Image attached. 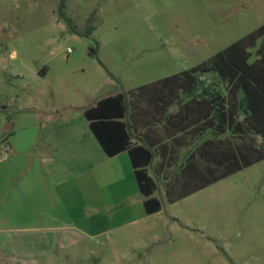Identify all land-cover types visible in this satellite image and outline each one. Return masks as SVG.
I'll return each mask as SVG.
<instances>
[{
	"label": "rangeland",
	"instance_id": "obj_1",
	"mask_svg": "<svg viewBox=\"0 0 264 264\" xmlns=\"http://www.w3.org/2000/svg\"><path fill=\"white\" fill-rule=\"evenodd\" d=\"M263 24L264 0H0V130L8 115L21 117L18 106L60 113L131 91L202 64ZM119 224L70 235L51 254L8 230L2 241L20 253L0 254V264H264V160L163 201L138 225Z\"/></svg>",
	"mask_w": 264,
	"mask_h": 264
},
{
	"label": "trees",
	"instance_id": "obj_2",
	"mask_svg": "<svg viewBox=\"0 0 264 264\" xmlns=\"http://www.w3.org/2000/svg\"><path fill=\"white\" fill-rule=\"evenodd\" d=\"M84 116L108 157L128 153L147 215L161 211L160 188L174 204L263 161L264 24L202 64L101 99Z\"/></svg>",
	"mask_w": 264,
	"mask_h": 264
},
{
	"label": "crops",
	"instance_id": "obj_3",
	"mask_svg": "<svg viewBox=\"0 0 264 264\" xmlns=\"http://www.w3.org/2000/svg\"><path fill=\"white\" fill-rule=\"evenodd\" d=\"M112 95L88 105H66L60 113L28 105L18 106L21 117L8 115L0 130V254L20 253L2 241L8 230L51 254L56 243L65 249L70 235L104 234L125 225L116 223L138 225L160 212L145 213L128 153L108 157L84 116ZM33 110L56 117L44 120L37 113L35 118ZM149 175L154 177L150 168ZM154 196L166 202L162 188ZM35 239H41L38 245Z\"/></svg>",
	"mask_w": 264,
	"mask_h": 264
}]
</instances>
